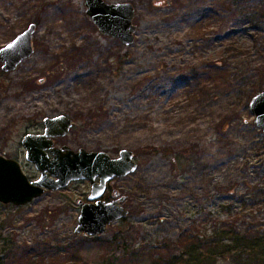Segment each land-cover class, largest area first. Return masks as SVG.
I'll list each match as a JSON object with an SVG mask.
<instances>
[{"label": "rangeland", "instance_id": "1", "mask_svg": "<svg viewBox=\"0 0 264 264\" xmlns=\"http://www.w3.org/2000/svg\"><path fill=\"white\" fill-rule=\"evenodd\" d=\"M131 3V45L103 34L85 0H0V48L31 24L33 54L0 60V155L30 181L40 171L22 138L66 115L58 147L133 151L137 170L108 183L127 218L76 233L91 183L0 201V264H184L216 226L264 234V132L250 109L264 92V0Z\"/></svg>", "mask_w": 264, "mask_h": 264}, {"label": "water", "instance_id": "2", "mask_svg": "<svg viewBox=\"0 0 264 264\" xmlns=\"http://www.w3.org/2000/svg\"><path fill=\"white\" fill-rule=\"evenodd\" d=\"M87 14L99 30L113 38L131 45L135 39L136 26L133 24L135 9L131 3L110 4L105 0H85ZM36 24H31L11 42L0 48L3 70L11 72L33 52L32 38ZM11 45V47H9ZM256 126L264 132V92L257 94L250 103ZM44 133H28L22 138L26 158L40 171L37 180L30 181L20 163L0 155V201L25 205L40 197L46 190H59L73 181L88 180L91 194L88 202L81 207L75 232L90 237L102 235L108 225L127 218L129 211L119 202H106L102 198L107 184L115 178L134 173L138 163L133 151L123 149L119 157L113 158L103 151L88 152L82 148L74 151L68 146L58 147L53 138L67 135L72 119L66 115L45 118Z\"/></svg>", "mask_w": 264, "mask_h": 264}, {"label": "trees", "instance_id": "3", "mask_svg": "<svg viewBox=\"0 0 264 264\" xmlns=\"http://www.w3.org/2000/svg\"><path fill=\"white\" fill-rule=\"evenodd\" d=\"M177 259L184 264H264V234L217 225Z\"/></svg>", "mask_w": 264, "mask_h": 264}, {"label": "flooded vegetation", "instance_id": "4", "mask_svg": "<svg viewBox=\"0 0 264 264\" xmlns=\"http://www.w3.org/2000/svg\"><path fill=\"white\" fill-rule=\"evenodd\" d=\"M107 188H108V184H107ZM107 192V191H106ZM103 199V198H102ZM104 200V199H103ZM105 201V200H104ZM106 202H108V201H106Z\"/></svg>", "mask_w": 264, "mask_h": 264}, {"label": "snow or ice", "instance_id": "5", "mask_svg": "<svg viewBox=\"0 0 264 264\" xmlns=\"http://www.w3.org/2000/svg\"><path fill=\"white\" fill-rule=\"evenodd\" d=\"M9 47H11V45H9Z\"/></svg>", "mask_w": 264, "mask_h": 264}]
</instances>
